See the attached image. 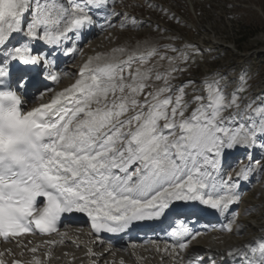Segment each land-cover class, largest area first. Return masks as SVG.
Wrapping results in <instances>:
<instances>
[{"label":"snow or ice","instance_id":"snow-or-ice-1","mask_svg":"<svg viewBox=\"0 0 264 264\" xmlns=\"http://www.w3.org/2000/svg\"><path fill=\"white\" fill-rule=\"evenodd\" d=\"M109 15L121 19L116 23ZM128 20L138 23L115 12L113 0H0L5 240L57 232L61 216L70 212L85 213L96 232L108 233H120L132 221L167 219L169 247L185 261L181 253L201 235L196 226L208 209L225 218L217 219L221 231H233L240 182L264 173V90L253 95L244 75H195V57L202 53L174 40L120 46L61 74L53 54L75 55L77 38L87 30L98 24L102 31L123 30ZM156 30L167 32L159 25ZM37 45L43 47L38 51ZM63 77L71 83L57 90L53 84ZM239 150L243 158L225 169L226 157ZM222 260L264 264V235L231 246ZM185 264L217 259L189 253Z\"/></svg>","mask_w":264,"mask_h":264},{"label":"rangeland","instance_id":"rangeland-1","mask_svg":"<svg viewBox=\"0 0 264 264\" xmlns=\"http://www.w3.org/2000/svg\"><path fill=\"white\" fill-rule=\"evenodd\" d=\"M115 2V12L124 13L127 17H132L130 14H134L137 25L123 30L119 27L112 29V33L109 32L105 39L97 41L98 45L93 43L91 48L100 45L102 50L103 47L108 46L107 49H115L124 41L136 44L147 41L148 38L151 40L166 38L170 41L174 34L156 30V24L163 23L176 29L185 38L186 45H193L202 53V55L198 53L195 57L199 64V70L194 69L195 75L200 76L212 70L227 73L233 80L237 76L244 75L253 95L264 90V0H119ZM149 2L163 7L168 15H164L159 7L150 9L147 6ZM167 9H172L181 19L172 20L171 16L174 14ZM127 23L132 24V21ZM139 23L145 26L139 27ZM240 40L239 44L237 41ZM230 46L237 47L239 55H233L228 49ZM106 48L105 54H107ZM261 179L259 188L252 192L244 203L245 208H251L247 217H243L242 220L247 234H251L250 229L256 231L260 228L261 225L257 223H264V173H261ZM223 241L233 242L224 239ZM130 247L133 256L147 252L144 250L146 246L136 244ZM55 251L60 254V251ZM56 252L54 256L59 257ZM152 252L146 253L145 259L154 264L157 258L154 260L148 258L149 254L155 256ZM198 253L200 252L196 254ZM133 256L130 261L124 262L133 264ZM53 262L60 264L57 260ZM118 262L113 264H120L123 260Z\"/></svg>","mask_w":264,"mask_h":264},{"label":"bare ground","instance_id":"bare-ground-1","mask_svg":"<svg viewBox=\"0 0 264 264\" xmlns=\"http://www.w3.org/2000/svg\"><path fill=\"white\" fill-rule=\"evenodd\" d=\"M112 48H109V49H107V54H105L104 53V51L102 50V46H98V48L96 49V51H93V52H91L88 56H87V58H90V57H95L96 55H101V56H108V55H111L112 54ZM66 70V69H65ZM65 70H63V72L62 73H64L65 72ZM76 71H78V69L76 70ZM67 73H71L72 71L71 70H69V71H66ZM61 73V74H62ZM65 77H63L62 78V83H60L57 87H56V89L58 90V89H60V88H63V87H65V86H68L70 83H71V80L70 79H68V78H65ZM45 98H47V95L45 96ZM31 103H39V100L37 99V100H35V101H32V102H30V104H29V106H31ZM81 228H83V227H81ZM77 229V228H76ZM256 229V228H255ZM72 234H70V235H68V236H66V237H64V238H62V239H60V243H62L63 242V244H62V246L59 248V251L61 252L60 254L58 253V254H56V255H60V257H64L66 260H68L69 258H71V256H76V257H73V258H75V259H78L77 257H79L80 258V256L84 253V250L83 251H78L77 249L78 248H80L81 247V244L82 243H85V246H84V249L85 248H88L87 250H90V245L89 244H86V242H87V240H84V241H80V239H82V235H80L78 232H75V233H73V232H71ZM136 238L134 237V238H132L131 239V241H133V242H135V243H133V244H126V243H121L122 244V246L120 247L121 249H123L124 251H120V253H118V258H121V259H114L115 261V263H119L118 262V260H122L123 259V261H130V259H131V257L133 256V253L131 252L132 250H131V245H136V244H139V245H141V246H145V244L144 243H140L139 241H137V240H135ZM221 241H223V240H221ZM23 242H25L23 245H21L20 246V250H19V252H18V250H16V248L18 247V246H15V245H6V246H2L1 248H0V253H2L3 254V256L5 255V251H8L6 254L8 255V254H10L11 252H13V253H22L23 252V254H24V252L26 253L27 251H30L32 248H36V246H37V244H36V246L34 245V246H30V245H26L27 243H28V240H26V238L24 239V241ZM219 242H220V240H219ZM225 242V243H224ZM226 243H228L227 241H223V245L224 244H226ZM26 245V246H25ZM195 246H198V243H196V244H194ZM193 245V246H194ZM193 246L191 247V248H193ZM190 248V249H191ZM140 249V248H139ZM138 249V250H139ZM56 252V251H55ZM197 252H202L201 250H199L198 248H196V249H194V250H191V254H196ZM31 254L32 255H34V256H36L37 257V254H38V252H35V253H33L32 251H31ZM130 254V255H129ZM3 256H0V259H1V257H3ZM22 258H23V260L25 261V262H27L28 264H33L32 263V261H30V260H28V258L26 257V256H22ZM148 258L150 259V260H154L155 258H156V256H154V255H151V254H149V256H148ZM53 259H57V261L59 262L60 261V258L58 257V256H53ZM66 263H68V264H71L70 262H66ZM8 264H13V261L12 260H10L9 262H8ZM20 264V263H19Z\"/></svg>","mask_w":264,"mask_h":264},{"label":"trees","instance_id":"trees-1","mask_svg":"<svg viewBox=\"0 0 264 264\" xmlns=\"http://www.w3.org/2000/svg\"><path fill=\"white\" fill-rule=\"evenodd\" d=\"M241 40H242V39H241ZM241 40H240V41H237V42L240 44Z\"/></svg>","mask_w":264,"mask_h":264}]
</instances>
